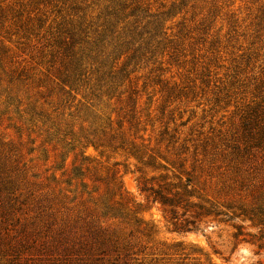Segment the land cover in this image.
Segmentation results:
<instances>
[{"label":"rangeland","instance_id":"374dc122","mask_svg":"<svg viewBox=\"0 0 264 264\" xmlns=\"http://www.w3.org/2000/svg\"><path fill=\"white\" fill-rule=\"evenodd\" d=\"M0 264H264V0H0Z\"/></svg>","mask_w":264,"mask_h":264},{"label":"trees","instance_id":"16d2710c","mask_svg":"<svg viewBox=\"0 0 264 264\" xmlns=\"http://www.w3.org/2000/svg\"><path fill=\"white\" fill-rule=\"evenodd\" d=\"M138 11V9H136L134 12L136 13ZM114 15V17H116V14L114 13L113 14ZM69 36H70V40H71V43H70V45H69V47L71 46H73V44H75L76 43V40H75V38H76V35H74V33H72V35L70 34V33H67ZM80 61H81V59H79V60H75V58H73V60H72V63H74V71L72 72V74L71 75H68V74H64L63 76H62V82L64 83V84H66V83H69V79L71 78V76L72 77H74L75 76V72L76 73H79V72H77V71H79V68L81 67V65H80ZM162 200V203L163 204H168V205H171V204H169V202H167V200H163V198H161Z\"/></svg>","mask_w":264,"mask_h":264}]
</instances>
